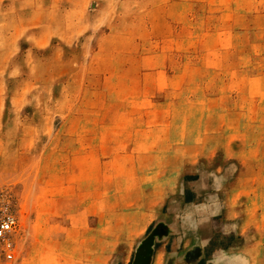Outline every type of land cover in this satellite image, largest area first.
<instances>
[{"label":"rangeland","instance_id":"374dc122","mask_svg":"<svg viewBox=\"0 0 264 264\" xmlns=\"http://www.w3.org/2000/svg\"><path fill=\"white\" fill-rule=\"evenodd\" d=\"M198 206L264 264V0H0V264H141Z\"/></svg>","mask_w":264,"mask_h":264},{"label":"crops","instance_id":"0c3cea01","mask_svg":"<svg viewBox=\"0 0 264 264\" xmlns=\"http://www.w3.org/2000/svg\"><path fill=\"white\" fill-rule=\"evenodd\" d=\"M196 209L201 210L202 213L191 217L192 220L194 219V223L197 222L195 227L199 229L196 230L199 233L194 235L196 231L191 230L190 232L183 231L182 234L180 230L178 232L175 231L173 225H168L170 232L168 227L162 228V225L167 222V217H162L160 221L154 224L153 235L151 236L153 237L151 254L147 257V261L143 260L141 264H229L230 262L232 264H244L246 259L249 258L248 252L250 253V250L242 251L241 248L237 249V247L241 246L237 244V242L239 243L237 240H234L232 244L227 245L215 254H209V247L215 232L230 233L226 232V225H228L229 221L225 220L226 218L219 219L215 217V214H231L230 210L223 206L218 212H210L204 206H198ZM177 223L179 224V221ZM172 236V242L176 244V247L170 252L168 247ZM184 236L187 238L185 242H183ZM192 238H195V241H190L192 244H189V240ZM252 245L247 246L251 247ZM177 248H180V251Z\"/></svg>","mask_w":264,"mask_h":264},{"label":"built area","instance_id":"2783aa9c","mask_svg":"<svg viewBox=\"0 0 264 264\" xmlns=\"http://www.w3.org/2000/svg\"><path fill=\"white\" fill-rule=\"evenodd\" d=\"M17 224L16 217L11 210H6L0 218V243L8 258L12 257L14 247L12 236Z\"/></svg>","mask_w":264,"mask_h":264}]
</instances>
